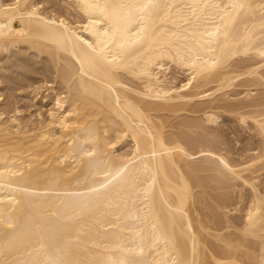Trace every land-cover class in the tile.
Returning <instances> with one entry per match:
<instances>
[{
  "label": "bare ground",
  "instance_id": "bare-ground-1",
  "mask_svg": "<svg viewBox=\"0 0 264 264\" xmlns=\"http://www.w3.org/2000/svg\"><path fill=\"white\" fill-rule=\"evenodd\" d=\"M44 1L0 0V264H264V0Z\"/></svg>",
  "mask_w": 264,
  "mask_h": 264
},
{
  "label": "rangeland",
  "instance_id": "rangeland-1",
  "mask_svg": "<svg viewBox=\"0 0 264 264\" xmlns=\"http://www.w3.org/2000/svg\"><path fill=\"white\" fill-rule=\"evenodd\" d=\"M45 1H49V2H52V4H57V3H59V1L58 0H45ZM44 1V5H46L47 3ZM57 1V2H56ZM61 3H62V1H61ZM43 58H42V57ZM45 56H46V53L44 54V52L43 53H41L40 55H39V57L38 56H33L32 57V55H31V61L29 60L28 62H30V63H28L27 62V64L26 65H22V67H12V69L10 68V71L11 70H13L14 72L12 73V74H17V72L18 71H21V69L25 72V74H24V76H26V74H27V72H28V74H27V76H29L30 78H32V79H27V80H24L23 82V85L22 86H17V88L14 90V94L15 95H17V99H18V104L19 105H21L22 106V112L20 113L22 116H23V118H29V114L30 113H32L33 114V116H34V118L36 119V118H38V116H36V114L35 113H37V112H41L42 114L41 115H46V108H47V105H45V103H44V101H39V100H37L36 101V103L35 102H33V101H30L28 98H23V96H22V92L23 91H26L27 89H29V88H35L39 93H38V97L39 96H46L45 97V101L47 100V101H49V100H51L52 99V95H53V93H54V90H53V88H51V87H49L50 85L52 86H54V83L51 81L52 80V77H51V75L50 74H48L47 75V77L49 78L48 80H45L46 81V84H45V81H43L42 80V74H41V72H43V70L45 69V71L44 72H46V73H49V71H48V69H46V68H48V66L46 67V65L44 66V62H45V64H47L48 65V62L46 61V60H44L45 59ZM36 59V60H35ZM16 60V59H15ZM38 61V62H35V61ZM39 60H40V62H39ZM43 60V61H42ZM18 61V62H17ZM34 61V62H33ZM33 62V63H32ZM47 62V63H46ZM16 63H19V60H16ZM42 63V64H41ZM29 64H31V65H29ZM40 65L42 66L43 65V67H40ZM29 66H31V67H29ZM15 70H14V69ZM26 68V69H25ZM40 70H39V69ZM19 69V70H18ZM35 69H37V72H36V70ZM26 70H27V72H26ZM33 70V71H32ZM47 70V71H46ZM2 71V70H1ZM6 71H7V69H6ZM9 70L7 71V72H10ZM41 71V72H40ZM7 72H4V73H7ZM42 75V76H41ZM177 81L176 82H181V79H182V76H177L176 78H175ZM34 80V81H33ZM37 80V81H36ZM31 81V82H30ZM33 81V82H32ZM29 82V83H28ZM51 82V83H50ZM30 84V85H29ZM44 84V85H43ZM48 87V88H47ZM58 89V88H57ZM4 97V95L1 97V99ZM51 97V98H50ZM6 101V98L5 99H3L1 102H5ZM39 102V103H38ZM42 103H44V105H42ZM51 104V103H50ZM220 112V113H219ZM218 112V114H220L219 116H221V117H218V124H217V126H218V128H216L217 126H215L216 124H212V126H213V128H215V131L217 130V132H218V130L220 131V132H218V133H221L220 134V138H222V140L225 142V143H223L224 145V147L223 148H225L228 152H229V156H231L232 158H233V156L235 155V151L234 150H237L238 149V151H240V148H242V146L244 145V143L246 142V140L248 141V138L247 137H249V132L246 130V128L245 127H243V126H239L236 122L237 121H230V119L228 120V118L226 119V117H227V115H228V113H226V112H224L223 113V111L221 112V111H219ZM44 113V114H43ZM35 114V115H34ZM20 115V116H21ZM26 115V116H25ZM225 115H226V117H225ZM21 116V117H22ZM33 116H32V118H33ZM36 116V117H35ZM221 118V119H220ZM232 122V123H231ZM235 126V125H237V126H235V127H237L236 128V132H234L235 130H233L231 127L232 126ZM215 126V127H214ZM222 128V129H221ZM245 128V129H244ZM224 130V131H223ZM216 132V133H217ZM223 132H225V133H223ZM224 134V135H223ZM238 134V135H237ZM237 136V138H236V136ZM223 136V137H222ZM243 137V138H242ZM236 139V140H235ZM244 139H246V140H244ZM228 144V145H227ZM227 145V146H226ZM227 148H226V147ZM238 147V148H237ZM240 147V148H239ZM229 149V150H228ZM232 150V151H231ZM233 155H232V154ZM205 172H209V171H205ZM209 186H207V188H208ZM196 189H198V188H196ZM210 188H208L207 190H209ZM211 190V189H210ZM207 201V200H206Z\"/></svg>",
  "mask_w": 264,
  "mask_h": 264
}]
</instances>
